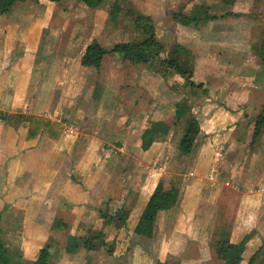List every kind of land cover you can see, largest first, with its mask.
Masks as SVG:
<instances>
[{"label": "crops", "instance_id": "crops-1", "mask_svg": "<svg viewBox=\"0 0 264 264\" xmlns=\"http://www.w3.org/2000/svg\"><path fill=\"white\" fill-rule=\"evenodd\" d=\"M27 1L39 7L44 3H48L49 7L58 4L49 0H25L24 2ZM130 1L135 9H138V12L151 18L155 28L159 31L157 37L163 45L168 41L167 43H172V46L178 44L180 52L191 51L194 55V66L197 69L201 67L209 71L212 74L208 75L209 78L217 75L220 82H223L224 79H229L228 77L233 75L236 78V84H245L249 89L263 87L264 63L254 65L249 62L251 54L244 55L243 53L248 36V30L244 28V24H239L236 26V31L232 32V30L227 31L228 22L223 18L214 17L198 24L184 22L176 17L175 8H171V5L175 6L177 0ZM37 12L40 18L41 16L44 18L35 24ZM36 13L20 12L15 14L11 12L9 13L11 15L0 19V112L10 116L7 121L0 119V205H3L0 210L16 207L18 203L16 197L20 194L19 186H10V182L16 180L22 170V173L30 170V167H26L25 158H29L31 155L35 156L41 146L51 149L56 147L53 149L57 150V147L61 146L62 139L72 137L68 151L78 150L72 159L74 169L79 172L80 177L76 182L72 177L61 173L63 168L60 171L49 169L47 177H44L45 179L41 182V187L43 184V187L48 188L43 196L46 198L54 192L58 199H45L41 204L47 210H44L45 214L56 212L57 204L59 207H64L65 210L67 208L71 226H68L66 238L72 235L82 236L87 233V231H83L85 227L89 228L90 225L96 226L97 224H102V226L105 224L106 229L101 226L98 229H102L104 234L107 231L109 235L107 237L104 235L101 242L88 240L77 250L68 253L64 248L59 249L61 251L59 264H63V259H65V264H163L169 255L178 256L180 258L178 264H212L213 259H218L214 248L216 235L227 238L231 242H238L247 235L248 239L241 253L239 264H264V171L258 172L256 167L254 168L258 154L253 151L249 160L240 163L239 170L236 166L237 161L233 165L230 163L231 166H234L228 168L230 176L222 177L220 175L223 168L222 159L225 146L231 147L238 143L231 137L233 127L227 128L223 138L214 139L218 142L215 146L211 145L212 148L206 144L191 151V157L195 155L196 163L194 162L193 169L183 174L176 204L169 209L157 212L153 233L149 238L151 239L149 248L146 249L137 242V237L141 235L134 233V226L151 191L159 183L160 177L134 176L138 175V172L133 167L128 173H121L123 169L120 170L116 167L119 162L123 161L122 158L116 159L117 163L112 167L105 164L104 157L103 159L99 158L97 151L101 141L99 130L103 129L102 124H105L106 127V122L109 121L108 115L103 112L100 114L97 128L90 124L95 123L92 117L96 109L95 111L90 110L88 113L84 112L81 126H76L77 130L72 122L67 124V120L74 119L72 115L62 110V107L67 103L66 98H61L59 101L60 114L66 118L65 122H60L51 117V102H44L38 93L28 95L29 87L35 84L32 81L35 56L36 59L39 56L38 52L43 44L41 40L45 37L43 33L48 31V28L44 27H48L50 21L45 18V10L42 11V8L41 10L36 9ZM164 27L167 28L166 31ZM226 36H229L230 40ZM229 46L236 50H229ZM78 68L79 73L84 69L80 65ZM76 77L77 73L73 76L71 71L62 73L61 84L69 85L68 81L70 80V86L74 88L78 81ZM192 79L196 82L194 77ZM220 82L203 83L204 87L208 89L202 95L203 102L194 114L199 122V134L209 133L212 127L218 126L222 122L224 114L238 119L244 117L243 108L236 112H232L230 109H236L240 104L243 106L249 97L247 95L244 98L241 97V100L237 102L239 104L227 109L226 105L228 106L230 103V98L223 94ZM237 87L239 86L237 85ZM159 100L161 103L163 98H159ZM74 105L75 107L80 106L79 102ZM156 107L144 109L135 117H132L134 115L131 114L129 125H127V129L125 126V130L128 133L133 132L131 131L133 124L142 117L147 116L148 119L159 115L161 110ZM76 112L79 113L80 110L76 108ZM118 117L120 118L121 115ZM12 118L16 119V126L12 123ZM218 121L220 122L218 123ZM4 122H10L12 125L4 126ZM123 124V122L116 124L115 127L118 125L124 128ZM163 138L164 136L161 135L160 139L163 140ZM136 139L135 146L139 147V137ZM8 147H10L9 152ZM121 147V145L117 146V149L122 151ZM206 149L210 150L209 154ZM23 153L25 155L21 156ZM203 160L209 166L207 171L199 172L196 164H201ZM135 162L136 160H132L133 164ZM138 163L139 167L146 165ZM39 170L40 168L37 169L38 173ZM140 170L142 169L140 168ZM162 170H164L162 167H158L155 171L159 172L155 174L161 175ZM25 177L27 181L22 178L21 184L29 189V186L35 182L29 175ZM39 178L38 176L37 180ZM25 191V195L29 196L30 192ZM5 193L6 195H4ZM23 198L19 199L20 203H27L26 197ZM229 206H235V217L231 226L226 229L223 224V226L219 225L218 231L214 234L213 226L219 224L218 220ZM99 210L106 211L107 214L122 211V214L125 215L124 218L121 214L118 218L104 221L105 218L100 216ZM170 215H173V220L167 218ZM72 224H85V226L81 227L80 231H75ZM115 224L124 225L117 227ZM128 224H131L129 229L125 228ZM160 224H175L169 229H175L176 224H184L185 231H183V235L168 232V234L158 237ZM39 227L40 229L32 234L34 237L31 240L43 234L40 241L27 244L26 242L31 241L30 235L28 241L22 242L18 247L21 259L24 261L30 262L35 259L43 245L48 246V262L51 260V243L47 242L50 235L49 230L47 232L45 226ZM126 231H128V235H126ZM187 231L190 233L189 235H185ZM65 243L66 240L63 243L64 247ZM189 246H192V249ZM261 247V252L256 259L252 263L249 262L250 257ZM48 262L47 264L51 263Z\"/></svg>", "mask_w": 264, "mask_h": 264}, {"label": "rangeland", "instance_id": "rangeland-1", "mask_svg": "<svg viewBox=\"0 0 264 264\" xmlns=\"http://www.w3.org/2000/svg\"><path fill=\"white\" fill-rule=\"evenodd\" d=\"M24 1L16 0L9 11H0V19L11 15L9 14L11 12L15 14L20 12L33 14L36 13V9L41 10V8L42 11L45 10V18L50 19L48 27H44L48 28V31L43 33L45 37L41 40L43 44L38 52L39 56L37 59L35 56L32 80L35 84L29 87L30 91H28V95H36L38 93L44 102H51V117L60 122H65L66 118L63 117V114L62 116L60 114L59 108L61 106H59V101L61 98H66L67 103L62 107V110L72 115L74 119L67 120V124L69 125L72 122V124H75L73 126L77 130L78 127L76 126H81L84 112L88 113V111H95L96 109L92 117L95 123L90 124L97 126V128L99 125L97 120H99V116L103 112L108 115L109 121L106 122V127L105 124H102L103 129L99 130L101 132L99 134L101 141L99 142L97 151L99 158L103 159L104 157L107 166L110 165L112 167L113 164L117 163L116 159L122 158L123 161L119 162V165L116 167L120 170L123 169L121 173H128L129 170H132L131 167H133L138 172V175L135 174L134 176L160 177L159 183L151 191V194L156 192V190L158 193H161L169 187L171 182L180 185L181 181H183V174L193 169V165L196 163L195 155L194 157H191V154L181 156L178 152L185 118L191 113L195 114V110L203 102L202 95L208 89L204 87L205 84L203 83L211 81L220 82L219 77L216 75L209 78V71L201 67L197 69L194 66V55L191 51H181L180 56L191 67L195 81L197 83L202 81V85L198 88L199 90L197 89L198 91L192 92L178 74L170 73L165 78L159 75L157 72V61L148 64H130L123 62L116 53L105 52L104 49L111 48L117 42H138L145 37L141 26L136 24L135 15L129 12V9H135L130 0H103L100 4H95L92 7L86 6L79 0H63L58 4L50 5V7L48 3H44L39 7L29 1ZM199 4L207 6L209 12L213 16L218 17L217 19L223 18L224 21H227V31L232 30V32H235L236 26L244 24V28L248 30V36L244 45L246 48L243 49L244 55L251 54L249 62L254 65L264 63L262 57L264 51V47L262 46L264 39V0H177L175 6L171 5V8H175V11H177L176 17L184 21L185 17L190 15ZM38 12L36 13L35 24H38L40 19L44 18V16L40 18ZM164 29L166 31L167 28L164 27ZM155 34L156 37L159 34L157 28H155ZM157 39L159 40L158 37ZM92 42H96L101 51L93 55L90 59L91 63L85 66L81 63L82 56L87 46ZM167 42L163 45L164 52L161 56L170 53L172 43L169 42L168 44ZM228 48L229 50H236V48H232L231 46ZM79 65L84 67L80 73ZM69 71L72 72L73 76L77 73L76 78L78 81H76L77 83L74 88L70 86V80L68 81L69 85L61 84L63 79L60 76L62 73ZM230 77L220 82L223 87V94L227 98H230V103L226 107L227 109L235 107L236 104H239L237 102L241 100L240 98H244L247 95L249 97L247 103L243 106L240 104L236 109H230V111L236 112L238 109L243 108L244 117L238 119L236 117H228L225 114L222 115L224 118L221 119L222 122L218 126L212 127L209 133L202 132L199 134L196 147L194 146L193 148V150H196L199 146L202 147L206 144L212 148L211 145L214 144L215 146L218 142L214 139L223 138L227 128L233 127L231 137L235 139V142L238 141V143L236 142L237 144L231 147L225 146L224 148L223 168L220 172L222 177L231 175L228 168L229 166L234 167L231 164L233 165L236 161L238 162L236 166L239 170L240 163L249 160V156L253 151L258 154L256 155L257 158L255 157L254 168L256 167L255 169L258 172L264 171V123H261L259 134L252 141L255 120L256 118L264 117V85L260 89L254 87L249 89L245 84H236V78L233 75ZM7 87L9 86L7 85ZM159 98H163L161 103ZM186 98L187 104L181 105V108L177 109L176 103ZM76 102H79V107H75L74 104ZM153 107L160 109L161 113L156 117L148 119L147 116L145 118L142 117L133 124L131 129L133 132L128 133L125 130V126L127 129V125H129L131 114L134 115L132 117H135L142 110L152 109ZM76 108L80 110L79 113L76 112ZM119 115H121L120 118L118 117ZM226 118L228 119L225 120ZM11 120H13L12 123L14 125L17 123L16 119L12 118ZM122 122L124 123V128L118 125L115 127L116 124H122ZM3 124L4 126L12 125L10 122H4ZM223 126L225 127L223 128ZM152 128L154 130L149 136L150 141L143 142L142 134L147 129ZM161 135L164 136L163 140L160 139ZM138 137L139 147L135 146L136 138ZM71 140L72 137L62 139L61 146H58L57 150L53 149L56 147L51 149L41 146L38 149L39 151L37 150L38 153H35V156H29L30 159L25 158L26 167H30V170L25 171V173H22V170L17 179L10 182V186H19L20 194L16 197L18 203L16 207L0 210L1 236L12 248L17 249L20 247L22 242L28 241L30 235L31 240L34 237L32 234L40 229L39 226H45L47 232L49 230L50 233V237L48 236L47 238V242L51 243L52 251L49 262L54 264H59L61 252L59 249L64 248L66 253L70 252L65 249L63 243L68 234V226H71V218L67 208L65 210L64 207H59L58 204L56 212L45 214L44 210L46 209L43 208L41 202L43 203L45 199L54 200L58 198L55 197L54 192L50 194L51 196L48 195L45 198L43 195L46 194L44 192L48 188L43 187V184L41 187V182L45 179L44 177H47L49 169H58L60 171L61 168H63L61 171L63 175L66 174L77 182L80 175L74 169L72 158L75 157L78 150L72 149L68 151L72 143ZM119 144L122 146V151L117 149V146H120ZM9 148L7 149L8 152ZM203 150L205 151V149ZM206 152L209 154L210 150L206 149ZM24 155L23 153L21 156ZM132 160H136L135 164L132 163ZM138 162L146 165H140L139 167ZM196 166L197 171L202 172L207 171L209 164H206L205 160H203L201 164H196ZM158 167L164 169L161 175L155 174L157 172L155 169H158ZM38 168H40L39 173L37 172ZM118 172L120 173V171ZM27 175L35 182L29 186V189H26L25 185L21 184L22 178L27 181L25 177ZM38 176L40 178L37 180ZM25 190L30 192L29 196L25 195ZM14 195H17V193H14ZM24 196L27 199V203H20L19 199ZM2 206L0 205V209ZM234 213L235 206H229L227 210L223 211L222 216L218 220L219 224L213 226V233L215 234L218 231L219 225H224L228 229L235 217ZM124 215L122 214V217ZM167 218L173 220V215L167 216ZM162 219L164 218L162 217ZM115 225L119 227L124 224ZM129 225L131 226V224H128L125 228L129 229ZM173 225L175 224H160V229L157 233L158 237H162L164 234H168V232L170 234L176 232L179 235H183L182 233L185 231L183 229L184 224H176L175 229H169ZM83 226L85 224H72L75 231H80V228ZM99 226L107 228L105 224L104 226L97 224L96 226L90 225L89 228L85 227L83 231L86 232L88 229L97 230ZM127 232L126 235L129 234ZM189 232L187 231L185 235H189ZM104 235L107 237L109 234L106 231ZM42 237L43 234L26 243L30 245L31 242L33 244L40 241ZM137 239V242L146 249L149 248L151 239L144 236L137 237ZM189 247L192 249V246ZM17 253L19 254V250ZM35 259H32L30 262L25 261V264H33ZM179 259L178 256L169 255L163 264H178L180 262ZM62 261L65 264V259ZM212 264L221 263L215 258Z\"/></svg>", "mask_w": 264, "mask_h": 264}, {"label": "trees", "instance_id": "trees-1", "mask_svg": "<svg viewBox=\"0 0 264 264\" xmlns=\"http://www.w3.org/2000/svg\"><path fill=\"white\" fill-rule=\"evenodd\" d=\"M16 0H0V11H9L11 6ZM51 2H61L62 0H49ZM83 2L86 6L92 7L95 4H100L103 0H79ZM197 7V6H195ZM129 12L135 15L136 24L141 26L145 37H143L138 42H117L111 48L104 49L108 53H116L119 55L123 62H128L130 64H148L153 61L158 62L157 72L162 77H167L166 75L178 74L184 81L186 86L192 90V92L198 91L199 87L202 85L201 82H194L192 79L193 72L188 63L181 58L180 48L178 44L171 47L170 53L165 56H161L164 52L163 44L157 39L155 34V28L153 22L149 16H146L137 10L133 9ZM213 16L207 6L199 4L198 7L192 11L190 15L185 17L184 22H193L198 24L202 21L208 19H213ZM262 46L264 47V39L262 41ZM101 51L98 48L96 42H92L87 46L85 52L82 56L81 63L88 66L93 55ZM264 60V51L262 53ZM198 89V90H197ZM202 93V91H201ZM182 102V103H181ZM181 102L176 103V108H181V105L187 104V98ZM9 114H3L0 112V119L7 121L9 119ZM264 123L263 118H256L255 125L252 131V141L259 134V126ZM154 129H147L142 134L143 142H147L149 136ZM200 127L199 122L194 114H189L184 121V127L179 140L178 152L181 156H186L191 153L195 145V141L199 135ZM161 186V185H158ZM159 188V187H158ZM179 184L171 182L169 187L164 189L161 193L157 190L148 198L141 214L134 226V233L151 238L155 223L156 214L159 210H166L173 207L178 198ZM100 216L105 218L104 221H109L112 218H118L121 216L122 211H116L114 214H107L106 211L99 210ZM109 215V216H108ZM108 217V218H107ZM107 218V219H106ZM104 237V232L102 229L98 230H88L86 234L82 236H68L66 238L65 249L68 251L77 250L82 244H85L88 240L101 242ZM248 236L245 235L238 242H231L227 238H222L216 235L214 238V248L218 260L221 264H239L241 260V253L245 247V243ZM261 248L257 249L255 253L250 257L249 262H253L258 254L261 252ZM19 249L12 248L1 236V226H0V263L1 264H25V261L21 259V255L17 253ZM49 256L48 246H43L34 260L33 264H47Z\"/></svg>", "mask_w": 264, "mask_h": 264}]
</instances>
